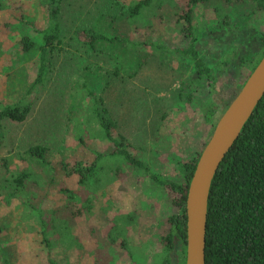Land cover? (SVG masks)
<instances>
[{
  "label": "rangeland",
  "instance_id": "1",
  "mask_svg": "<svg viewBox=\"0 0 264 264\" xmlns=\"http://www.w3.org/2000/svg\"><path fill=\"white\" fill-rule=\"evenodd\" d=\"M29 1L0 0V102L4 104L16 103L25 95L39 66L38 49L24 53L19 46L23 34H33L25 31L20 20L21 2ZM135 1L63 0V42L49 59L45 83L31 95L30 114L22 122L0 123V264L6 256L11 264H47L38 230L28 226L35 225V217L22 205L23 194L17 191L14 175L46 166L34 159V146L47 147V160L55 165L70 154L66 145L77 134L75 120L92 102L82 86L84 79L104 98L132 153L164 176L182 180L178 162L202 152L215 128L205 121L203 107L215 103L222 114L263 55L264 12L251 4L238 8L220 0L200 3L193 13L197 48L216 71V86L201 77L191 61L170 50L109 43L94 49L79 39L81 31L94 29L155 40L170 48L188 42L181 2L164 4L153 19L148 18L146 25L151 20V26L129 28L124 25L125 13ZM29 10V17L39 20ZM95 144L96 140L91 143ZM73 149L81 156L78 148ZM124 169L127 187L114 181L93 196L94 209L72 229L77 233L75 243L55 244L57 261L161 264L165 259L163 239L170 225L164 217L179 208L173 205V195L162 192L142 171ZM58 188L56 180L45 199L49 212L63 201ZM124 232L126 247L120 243ZM172 251L173 264H184V245L175 243Z\"/></svg>",
  "mask_w": 264,
  "mask_h": 264
},
{
  "label": "trees",
  "instance_id": "2",
  "mask_svg": "<svg viewBox=\"0 0 264 264\" xmlns=\"http://www.w3.org/2000/svg\"><path fill=\"white\" fill-rule=\"evenodd\" d=\"M178 1L179 4L181 2L183 9L182 18L186 21L183 30L189 38L183 46L170 48L159 41L94 29L81 31L79 39L93 46L94 49H98L100 43H109L137 46L144 50L147 47L170 50L177 56L191 61L197 73L210 85L216 86L217 73L200 56L193 26L195 7L209 0ZM220 1L238 8L251 4L257 12H264V0ZM62 2L63 0L21 2L24 11L20 20L25 31L33 34L29 32L23 34L19 38V46L24 53L32 52L37 48L39 66L34 81L19 101L12 104L0 102V123L4 120L22 122L30 114L31 95L45 83L48 67L51 64L49 59L56 50L60 49L59 46L63 42L60 21ZM166 3L173 5L174 0L133 2L126 9L124 25L129 28L140 24L145 28L151 26L153 24L151 20L146 25L148 18L153 19L155 12L160 11ZM27 10L35 12L39 20L29 17ZM262 42L264 44V34ZM259 61L253 66L250 74ZM224 63L228 65L229 61L226 60ZM82 86L92 102L84 115L75 120L74 130L77 134L73 136V141L66 145L70 154L61 158L55 165L47 160V147L34 146L31 149L34 159L43 162L46 166L41 170L28 168L14 175L17 191L23 194L22 205L25 209L30 208L32 218L35 217L33 218L35 225L28 223V226L31 230H38L40 241L46 249V263L62 264L53 255L55 244L59 242L68 247L75 243L77 233L72 229L79 219L94 209L93 196L98 191L114 181L122 183L124 188L127 187L128 172L124 169L126 166L135 171H142L162 192L173 195V205L179 208V211L164 217L170 229L163 239L166 243V253L165 259L161 261V264H173L172 249L175 243L181 242L184 250L187 248L188 190L201 152L178 162L182 180L164 176L128 148L127 138L117 131L116 120L104 106V98L92 91L85 79L82 81ZM203 110L205 121L216 125L222 115L219 114L217 105L209 102ZM95 140L97 144L91 145ZM73 147L79 149L81 156L76 154ZM2 148L3 140L0 138V153ZM56 180L63 201L54 211L49 212L45 199ZM117 219L116 216L114 220ZM131 219L132 216L129 221ZM125 232L120 243L126 247ZM184 261L186 264V259ZM4 264H11L8 256ZM206 264H264V97L213 179L207 215Z\"/></svg>",
  "mask_w": 264,
  "mask_h": 264
},
{
  "label": "water",
  "instance_id": "3",
  "mask_svg": "<svg viewBox=\"0 0 264 264\" xmlns=\"http://www.w3.org/2000/svg\"><path fill=\"white\" fill-rule=\"evenodd\" d=\"M264 97V54L205 144L189 184L186 264H206V233L210 191L221 163Z\"/></svg>",
  "mask_w": 264,
  "mask_h": 264
}]
</instances>
